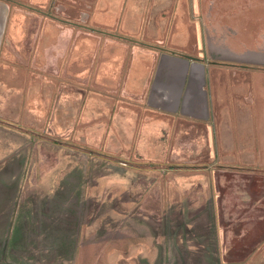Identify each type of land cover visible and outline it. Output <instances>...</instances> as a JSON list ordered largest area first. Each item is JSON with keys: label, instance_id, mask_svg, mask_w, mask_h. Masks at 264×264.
<instances>
[{"label": "rangeland", "instance_id": "obj_1", "mask_svg": "<svg viewBox=\"0 0 264 264\" xmlns=\"http://www.w3.org/2000/svg\"><path fill=\"white\" fill-rule=\"evenodd\" d=\"M165 1L0 0V264H264V166L150 98L250 65L264 138V0Z\"/></svg>", "mask_w": 264, "mask_h": 264}, {"label": "crops", "instance_id": "obj_2", "mask_svg": "<svg viewBox=\"0 0 264 264\" xmlns=\"http://www.w3.org/2000/svg\"><path fill=\"white\" fill-rule=\"evenodd\" d=\"M182 2L185 4V0ZM165 4L179 5L181 0H167ZM219 66L214 79L212 73L207 72L204 62L183 60L179 66L170 64V71L177 70L171 72V80L163 83L157 74L158 79L150 83L156 86L152 88L150 98H155L152 103L157 102L151 106L162 110L167 108L171 119L182 118L188 125L193 124L192 127L198 128V134L202 133L201 130L204 131L205 137L210 134L212 141L216 137L220 145L217 149L224 153L223 161H220L222 165L250 166V162H253L264 166V161H251L255 157L252 150L264 149L263 143L262 147L254 144L262 142L264 138L261 134H256V126H250V65L236 67L237 72L227 69L225 65ZM208 83L212 89L210 93L207 92ZM211 99L212 105L208 106L207 100L210 102ZM211 110L214 122L206 121ZM257 112L260 111H253L252 114L259 116L260 113ZM263 125L260 121L257 126ZM195 128L188 129L190 131L185 133L195 134Z\"/></svg>", "mask_w": 264, "mask_h": 264}]
</instances>
